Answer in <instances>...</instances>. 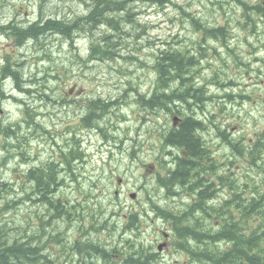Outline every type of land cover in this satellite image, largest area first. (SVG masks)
Segmentation results:
<instances>
[{
  "label": "rangeland",
  "instance_id": "1",
  "mask_svg": "<svg viewBox=\"0 0 264 264\" xmlns=\"http://www.w3.org/2000/svg\"><path fill=\"white\" fill-rule=\"evenodd\" d=\"M134 1L135 0H131L130 4L133 5ZM173 1L176 4L169 3L162 6L157 5V3L138 5V2L144 1L137 0L135 4L139 7L135 8L137 11L136 15H138L136 19L140 23L146 24L145 30H135L133 25L127 23L122 24L124 26V32L121 33L123 38H121L120 41L115 40L116 43L118 42L120 45L116 44L112 47V50H114L116 54L108 58H87L92 37L98 35L97 28L86 31L87 28L85 27L80 32L72 33V38H70V41L67 40L64 42L65 48L60 52L57 48L58 37L55 36L57 34H48L47 36L49 39L48 41H43V48L47 50L49 47L53 56L51 62L35 57V55L39 54L42 56L41 53L35 51L41 46L40 43L33 45V47L29 44L28 47L30 48L26 50V55L28 57L27 61L30 63L32 58H34L38 65L35 68L27 69L26 64H24V67L20 71L22 85L19 86L21 87L19 91L24 94L23 97L21 94L19 96L22 97L21 102H19L20 99L15 103L13 98L0 96V120L5 122H16L21 118L22 110L26 108L27 114L26 116L23 115L25 116L23 119L34 118V121L38 119L39 125L31 129V133H28L29 136L24 137L25 143L27 144L25 149L27 147V152L29 149L30 154L33 156V160L29 162V165L38 164L39 160L47 159L51 155V152H54V155L55 153L59 155V147L62 148V145L68 146L72 142L71 139H75V137L68 136L69 131H71L72 135L82 139L81 144L86 156L81 164L80 162H76L77 165H80V176L74 175V178L71 174H66L64 172V186L67 188L64 189L62 195H57L58 198L67 200L71 207L65 208L63 212L60 213L55 212L54 216L50 217L52 224L48 226L49 230H47V233L49 235H43L42 239L39 241L41 249L43 250L42 253H46L47 255H51L52 253L60 257H68V264H77L76 259L78 254H76V252L80 254L83 249L93 252L94 249L92 246H97L98 250L103 247L115 250L118 248V244L114 237V233L119 230V224L118 219L111 213H108L107 210L118 212L117 217H120L122 220L121 217H125L131 209H136L138 214L126 225L128 227L139 224L142 225V230L139 232L141 236L139 238L141 241L143 240L144 244L148 246L151 245L152 250L157 252L159 259H161L159 264L189 263L185 255L177 253L175 239H170V241H168L169 245L161 251L157 248V245L165 240L162 233L158 231V228H162L164 225L153 217V213L149 212L151 209H149L150 207L146 204V201L149 197L162 207H166V203L171 204L168 200L176 196V193L172 187L171 192H168L165 198L167 201H164L162 196L156 194L152 188L154 185L152 181L155 178L153 172L155 170H160L159 165L161 164L160 156L162 158V152L160 153L158 142L150 140L152 137L148 136L146 132L144 134V131H141L142 133L139 138L146 140L141 144L140 149L134 152V155L138 153V164H135L136 161L134 162L132 160L133 158L130 156L132 146H138V143L135 142L134 139L138 137L136 130L140 127L138 125L139 118L143 115L147 117L146 119L148 120L149 116L153 117L155 114L139 109V105L135 104L133 100L137 97V94L139 95L145 92L154 82L155 75L152 72L153 67L151 64L153 54L156 53L158 49H163L166 43H170V45L185 44L190 47V44L196 40L197 36L201 35L200 32L193 29L188 17L181 18L178 5H182L186 11H190L191 9L198 11L200 14L207 13L206 15H208V17L206 20L209 21V25L212 23H223L224 25H228L229 22V25L233 26L231 27L232 32L239 28L235 19L240 13V6L235 2H231L228 5L223 4L225 0L221 2L220 7L209 2V0ZM13 6L19 8V12L24 13V16H17L13 12ZM59 7H61L62 11L76 9L81 12L84 10L85 4L84 2L73 1V4H61L58 8ZM37 12L38 4L37 2L35 4L33 0H0V20L4 22H8L9 18L13 16L18 19H26L27 17L32 19L37 15ZM223 14H225V16H223ZM226 17H229V21H226ZM102 28L104 27L102 26ZM55 38L57 39L55 40ZM227 41L229 46L234 47L237 56H226L227 47L225 45L212 38L207 39L206 42L215 45L225 61L223 62L218 57H212L210 60L203 59L202 64L204 65V69H202L199 74H196L194 80L197 85L203 84L205 94L214 96L215 101L219 100V105H224L226 108L224 110L216 108L217 103L212 105L207 102V104H205V112L201 114V118L212 119L217 126L226 128L230 134L228 137H236L237 135L239 137L243 135L244 132L246 134V140L250 142L252 139L249 138L254 136V130L260 126H264V68L259 69L260 63H252L253 67L251 68L249 59L253 62L256 55L258 57H264V46H262L263 43L261 42L257 44L254 43L255 46L252 48V52L248 53V43L245 42L240 47L236 48L235 41H232L230 37ZM14 46L15 44L12 38H7L3 33L0 34V65H3L5 56L9 55L12 58V54H17ZM205 51L208 52L207 49H205ZM240 51L245 52L243 56L246 57L245 61L247 62L241 61L239 57V54H241ZM128 55H131L133 58L129 60L125 59L124 57ZM58 59H61L59 62H61L62 66L68 71V77L66 78L63 75L60 87L55 84L52 73V67L55 69H60L61 67L59 65H53ZM237 68L240 70V73L239 71L237 72ZM11 69H13V67ZM214 70L217 71V74H214ZM227 70L232 71V73L234 72L233 77L239 84L229 82L233 80L228 77ZM253 70L254 72H252ZM259 70L263 71L260 76ZM3 75L6 78L3 79L0 76V82L2 81V87H0V89H2L3 92L6 89V95H13L14 92H10V90L14 88L7 83L8 76L5 74ZM42 75L44 78H42ZM30 76H35L38 80L44 81L43 83L49 85L46 86V88L51 87L49 95L52 96V98L49 101L40 97L41 100L45 101V106L39 105L38 100H40V98H36L34 94V84L27 82L28 79L30 80ZM217 80H221L226 84L220 87L218 84L219 81L217 82ZM57 86L65 91L73 88V91L69 96L63 93L59 98L56 89ZM75 86L78 89H75ZM27 89L31 91H27ZM14 91L16 92V89H14ZM46 91L48 93V89ZM147 92L149 93L148 90ZM226 92L232 95L230 97L225 96L224 93ZM237 92H241L247 96L239 99L236 95ZM14 94L17 95L16 93ZM96 96H101L103 99H106L108 103V113L103 116L102 120H99V124H110L113 126L117 120L116 118L119 117L121 113L126 115V120L116 122L117 128H109L106 136L99 128H97V131L93 130V128L80 126L78 120L79 114L83 116L86 110L84 109L85 101L83 98ZM119 98H124L120 100V104L126 102V104L122 105L120 108L110 103V101L116 102ZM228 98H232L235 101L230 102ZM67 101H70V103L65 105ZM89 101L90 98L88 103ZM189 102H191V100ZM21 103H26L27 107H23L24 105L20 107ZM182 105H184V108L187 107L185 104ZM36 106H38L36 110H31V108H35ZM191 107L196 109L195 105ZM180 109H182L181 106ZM197 109L199 108L197 107ZM162 111L163 109L158 111L160 112L161 118H163ZM185 111H188V109ZM209 111H214L216 120L209 114ZM38 112L43 114L36 117V115L39 114ZM113 112L115 114H112ZM197 114H200L199 110H197ZM147 120L145 122L146 130H154L158 127L154 125L149 126ZM159 121L162 122L163 119ZM215 132L216 131L213 130V126L211 125L210 138L219 139L215 136ZM60 139L64 140L61 142L59 141ZM104 139L108 140L104 141ZM115 139L132 140L126 141L123 145H120V149H117L113 145V140ZM201 139L204 138L202 137ZM2 140V136L0 135V162L2 156L6 154L5 150L2 148ZM149 143L154 149L153 153L148 150ZM217 147L218 145L216 144L215 150L220 153V159L225 163L226 174H228L227 167H230L234 174V176H232L233 178L237 177L246 182L249 177L251 178L248 173L253 176L255 173L257 174L260 172V169L257 167L252 166L253 168H251L248 160L242 157L236 158L232 156L230 148L227 145L225 148L219 150ZM11 152L13 151L10 150V153ZM173 152H176L175 148L169 150V153ZM255 160H258V156H256ZM17 162L18 160L15 158L10 161L8 160L5 164H0L1 180L7 181V179L11 177L19 178L18 172H20L25 165L23 163L17 165ZM229 164L231 165L229 166ZM122 167H124V170H121ZM229 177V181L232 183L231 175ZM118 180H120L119 183ZM258 180L259 175H257V181ZM143 185H145V187L141 188ZM171 186V183L169 186L168 184L167 186L162 184V188L165 189ZM78 188H81L79 189L80 191ZM115 189L119 190L118 194L114 193ZM132 192L136 193L135 197L130 196ZM87 193L88 195L84 196ZM93 194H98L100 197H103V202L100 204H102L101 207L103 208L106 206L107 210L102 209V212L99 213L100 204H94L92 200ZM20 195L21 194L15 195L13 198H19ZM80 202L83 204L79 205ZM207 203L208 202H203L194 206L193 211L190 213L191 217L208 209ZM2 204L3 203L0 202V206ZM31 204L38 203L31 202ZM31 204L25 200H21V204H16L15 210H12V213L8 215L9 223L12 224L14 221H18L20 217L25 216L28 219L31 218L30 223L33 227L38 226V228H41L43 224L40 223L38 217H44V213L40 214V209H43V207L38 208L37 206L33 208ZM115 204L118 205L114 208ZM142 206L146 208L147 211L143 209ZM18 207L20 209L17 210ZM75 207L86 215L85 219L80 223L78 221L71 222V212ZM254 210L256 209H251V212H254ZM218 212L226 215V209L222 208V206L219 208ZM38 214L39 216H37ZM59 214L60 216L57 217ZM57 219H61V225H66L68 228L65 227L66 230H63L64 227L56 229L53 223H55ZM98 220H103L105 224L102 226ZM46 228L47 225L45 229ZM210 231L212 235L216 233L211 229ZM94 233L100 235L95 236ZM57 234H59L57 239L60 238L61 242L55 239V235ZM221 240L222 239L218 240V242H222ZM89 241L92 246L89 245ZM192 243V245H195V242ZM212 243L214 242H210V244ZM243 247H247V245ZM221 251H229V249L226 248ZM51 264L57 263L53 262ZM106 264L111 263L107 261Z\"/></svg>",
  "mask_w": 264,
  "mask_h": 264
},
{
  "label": "trees",
  "instance_id": "2",
  "mask_svg": "<svg viewBox=\"0 0 264 264\" xmlns=\"http://www.w3.org/2000/svg\"><path fill=\"white\" fill-rule=\"evenodd\" d=\"M33 1L35 4L36 2L38 4V12L34 18L31 19L30 17H27L26 19H18L13 16L12 18H9L8 22L0 20V32L5 34L7 38L11 37L14 39V49L17 51L16 55L12 54V58L9 55L5 56L4 63L0 70V75L5 74L6 76H8L7 83L12 86L15 85V87L18 88V91L19 89H21V87L19 86L22 85V77L20 71L24 67L23 65L26 64L27 69L35 68L38 65L34 58H32V61H30V63L29 61H27L28 57L26 55V50L30 48L28 47L29 44L33 47V45H37L40 43L41 46L38 47L35 51H37V53H41L42 56L45 57V60H48L49 62L53 60V56L50 52L49 47L47 48V50L43 48V41H48L49 39V37L47 36L48 34L50 35L51 33H59L55 36L58 37L57 48L60 52L63 51L65 48L64 42L67 40L70 41L72 33L80 32L85 27L87 28L86 31H90V29H95L96 27L103 26L106 28V30L108 29V31L111 32L109 35H100L98 41L96 40V43L90 45V53L88 55V58H108L116 54V52L112 50V47H114L116 44L120 45L118 42L116 43L115 40L120 41L119 33L123 31L122 24L127 23L133 25L135 30L140 29L142 31L146 27V24H141L136 19L137 12H135L134 10L135 6L130 4L131 0ZM73 1L84 2V10L81 12H79L80 10L76 9H68L67 11H62L61 7L58 8V6L61 4H73ZM141 1L147 3H160L161 5H163L166 2L169 3L171 0ZM222 1L223 0H209V2L213 3L218 7H220ZM228 1L238 3L240 5L239 9H244L243 11H245L244 15H246V13L250 14V9H253V11L264 15V7H262L259 3L252 4L251 0H227L226 2ZM13 12L17 16H24V13L19 12V8H17L16 6H13ZM183 13L184 14L182 15L189 17V21L193 25L194 29H202L208 35H225L226 28H224L222 25H219L215 28V26L208 25V23L203 21L208 17V15H206L207 13L200 14L198 11H194L191 9L188 12L183 11ZM105 24L109 25V27L105 26ZM203 35L204 34L202 32V35H198L196 40L201 39L200 37L205 38V36ZM232 38L233 37L230 35V39ZM56 39L57 38H55V40ZM42 56H40V54L35 55L36 58ZM127 57L124 58L128 60L133 58L131 55H128ZM193 57V55L187 54V45L185 44H182L181 48H177L176 45L174 46L170 45V43H166L163 49H158L156 53L153 54V60L151 64L156 74L154 78L155 81L152 85L153 93L149 97H147L145 94L140 95L138 99L140 104L149 106L150 110H152L154 106L163 109L162 113H165V117L168 116L170 113H176L177 115L179 114L183 116L181 122L177 127L167 129L164 133H162V135L165 136L164 139H167L168 142H172L175 146H177L178 150L183 149L185 155L183 156L180 151L168 153L171 163H167V165L165 163H161L162 168L168 169V172L164 176L156 175L155 178L158 179L161 186L165 182V185H170V183L172 184L171 187L165 189L167 194L168 192H171L172 187L179 188L181 187V185H183L181 188L184 190V194L186 195V197L184 198V200H182L184 205L179 206L180 210L182 211H180L178 217H187V221H189L191 217L190 213L193 211L194 206L206 202L207 198L216 195V188L214 187L212 179L214 178L215 181L216 178H219L220 180L222 179V177H218L217 175V167H215L211 162L213 160L214 164L217 166L220 162L218 157H214L213 148L211 147L208 154V149L201 139L203 133L198 132L199 130L203 129V123L200 119H202L201 114H204L206 108V102H204V98L208 97L207 102L211 103L212 105H214V103H217L216 108H220L223 110L225 109L223 105H219V100L215 101L214 96H206L202 86L198 87L195 85V82L192 79L193 77L190 75L189 72L190 68L194 65ZM59 60L61 59H58L57 62H55L53 65L61 66L60 69H55L54 67H52V73L55 79V84L60 87L61 79H63L62 77L64 75L67 78L68 71L67 69H65V67L62 66ZM241 61L243 62L242 59ZM12 67L13 69H11ZM230 72L232 73V71L227 70L228 77L232 76ZM33 77L30 76V80L28 79L27 82H31L34 84L33 90L36 98L42 97L49 101L52 98V96L49 95L51 87L46 88V86H49L48 84L43 83L44 81L42 82L38 80L35 76ZM42 78H44L43 75ZM233 82L235 83L234 80ZM58 86L56 87L58 91V97L61 96L63 93H65L66 95L69 94V89L65 91L64 89H61ZM195 88L197 89L192 91V89ZM47 89L48 93L46 91ZM75 89L78 88H76L75 86ZM29 90L30 89H27V91ZM20 94L22 97L24 96V94L19 91L18 95ZM225 95L230 97L231 94L226 92ZM0 96L5 97V94L2 89H0ZM89 98L90 97L83 98V100L85 101L84 109L86 110L82 118L79 120L83 127H85V125L88 123L87 120H89L90 118V116H88L89 112V115H93L97 112L98 118L101 116V114L108 113V103L101 99H97L98 101H94L89 105ZM21 99L19 102H21ZM228 99V101L230 102L235 101L232 98ZM190 100L191 102H189ZM38 101L40 106H45V101L41 100V98ZM175 102L186 104L189 107L194 104L196 109L191 107L190 110L193 114H185L187 113L185 110L189 107L184 108L183 105V108L180 109V107L178 106L179 104L176 107H171V105L173 103L175 104ZM69 103L70 101H67L65 105H68ZM21 106L27 107L26 103H21L20 107ZM89 107L92 108L91 111ZM197 107L199 109H197ZM36 108H38V106H36ZM87 108L89 109V111L87 110ZM94 109L96 110L94 111ZM25 110H22V117L19 121L5 122L0 120V135L3 139L2 148L6 152V154L1 158L0 164H5L8 160L10 161L11 159L17 158V165H19L20 163H23L25 165V168L21 169V171L18 172L19 178L11 177L7 179V181H4L1 180L0 177V202L3 203L0 206V264H51V260L47 258L45 253H42L39 241L42 239L43 235H49L47 233V230H49L48 226L52 224L50 217L54 216L55 212L60 213L63 212L65 208L71 207L67 200L57 197V195L59 194L62 195V192L65 189V183H63L65 179L62 178L63 173L59 168H62V171L70 170L71 173L70 167H72L74 163L73 160L75 158H82L84 149H80L79 143L76 140V136H72L71 132H69L68 135L70 137H75V139H71L72 142L68 146H64V148L60 147L61 154L58 155L57 153H55L54 156L49 157L50 160L47 159L48 162L46 161L42 167L40 165H42L43 163L39 164L38 167H29L28 165L30 160V151L28 149L27 152V147L25 149V146H27V144L25 143L24 137L29 136L28 133H31V129L36 128L38 126V119H36V121H34V118L23 119V117H25L27 114V108ZM197 110H199L200 112V114L198 115L200 119L194 114L197 113ZM112 114L115 113L113 112ZM209 114L212 115V117L215 119L216 115L214 111H209ZM121 115L124 114L121 113L120 116ZM171 122L172 120H170L169 123ZM213 130L217 132V137L219 135L222 139H229L227 143L225 142V144L229 148L230 146L232 148H236V152L239 154H232V156H235L236 158H244L246 155H248L251 156V159H255L256 149L258 151V146L261 143L260 137L263 136L262 138L264 139L263 127L259 129L256 128L254 130V136L249 138L252 139V141L250 142L246 140V134L244 132L243 137L232 138L228 137V135L230 134L225 128H221L215 125L213 127ZM232 139L241 140L234 141ZM238 143L242 145V150L240 149ZM10 150H12L13 152L10 153ZM54 157H56L55 161L53 160ZM255 162L256 160L253 161V163ZM261 167L263 168L261 174H263L264 163H262ZM191 172L192 177L190 176ZM228 174L225 173L224 176V185L230 193L229 196L224 198L222 204V208L226 209L225 216L229 218H233L235 216L238 219V217L240 216H249L251 214V209H256L254 210V212H256L259 218H256L253 221L255 222L254 224L256 225V228L252 231V234L257 235V243L261 246L260 248L264 249V203H261L264 200V193H261V191L257 189V197H250L249 192H251V190L253 192V189L249 187L251 185V178L249 177V179L245 182L247 185H249L244 187L245 195H247V197H245V195L241 192H238L234 188L233 183L229 181V176H234L230 167L228 170ZM248 175H250L251 177L255 176H252L250 173H248ZM188 180H190V182H188ZM185 183L187 186H184ZM175 193L178 194L176 190ZM18 194H21L19 198H13L15 197V195L17 196ZM102 199L103 197L99 196L92 200L95 202V205H99L100 203H102ZM21 200H25L26 202L30 203H38L33 205L38 206V208L43 207V209H40V214L44 213V217L39 216V214L37 215L39 216L38 220L41 224H43L41 228H38V226L33 227V225L30 223L31 218L28 219L25 216L20 217L18 221H14L12 224L9 223L8 215L12 213V210H15L17 206L16 204H21ZM80 204L83 203L80 202L79 205ZM101 205L102 204H100L99 206V213L102 212L101 209L103 207H101ZM150 205L159 216L165 218L176 217V212H173V209L170 205L162 207L161 205L155 204L154 202L150 203ZM207 206L208 209H204L205 211H202L200 214L192 216L194 219L188 223L189 226L187 225L185 227V234H188V231L190 232L192 230L191 235L186 236V240H190V238H193L194 240H196V247L200 246L197 247L195 251H199L198 249L201 247H206L204 248L202 253L199 251L200 253H195L193 254V256L198 260L203 261L205 264H261L259 261H256L254 263L253 260L250 259L249 250L247 248H239V246L242 245L233 241L234 235L230 232L226 234L225 238L226 240L233 242L231 243L232 247L229 249V252L226 253L227 255L225 260H220V258H222V255L219 256L221 252H219V247L214 243H212L215 248L214 252L211 251L213 249L209 242L210 240L202 239L204 235L203 230H206V234L208 236L212 235L210 229L216 233H219V228L216 225H219L222 220L216 219L215 225L214 223L209 222L208 216H214L217 218L222 214L218 212L221 206L212 203H207ZM18 209L20 208L18 207L17 210ZM136 214H138V211L136 210L133 212L129 211L125 217L123 216L121 218L125 222H128L130 220H133ZM58 216H60V214L57 215V217ZM238 221L240 225L247 226L246 230H244V228L242 230L243 233H246L248 234L247 236H249L246 237V239H249L251 235V223H245L246 221L243 219H240ZM191 223L194 225L193 227ZM227 223L232 222L228 221ZM53 224L56 229H61V227H63V225H61V219H57ZM46 225L47 228L45 229ZM194 228H197L200 231H198L197 229L195 230ZM55 236V239H57L59 234ZM57 240L61 242L60 238H58ZM89 243V245L92 246L90 241ZM92 247L94 249L93 252H96L98 250L97 246ZM137 247L138 245H136L135 250L137 260H133L136 264L139 263L138 260L140 259L144 261L147 260L146 254H143L141 251L138 252L140 249H142V247H140V249H138ZM208 247H211L210 249H208L211 252L208 254H204V251L205 253H207ZM76 254L79 255V253L77 252Z\"/></svg>",
  "mask_w": 264,
  "mask_h": 264
},
{
  "label": "bare ground",
  "instance_id": "3",
  "mask_svg": "<svg viewBox=\"0 0 264 264\" xmlns=\"http://www.w3.org/2000/svg\"><path fill=\"white\" fill-rule=\"evenodd\" d=\"M137 0H135L134 1V6H135V8L136 7H139V6H137L135 3H137L136 2ZM227 0H225V2H224V4H226V5H228L229 3H231V2H233V1H228V2H226ZM170 4L171 3H174V4H176L173 0H171L170 2H169ZM169 3H165V4H169ZM236 3V2H235ZM138 5H149L150 3H147V2H138L137 3ZM154 4H156V3H154ZM165 4H163V5H165ZM238 4V3H237ZM157 5H161L160 3H157ZM162 5V6H163ZM239 5V4H238ZM240 6V5H239ZM135 8H134V10H135ZM178 8H179V15H181V18H184V17H187V16H185V15H182V14H184L183 13V11H186L185 9H184V7L182 6V5H178ZM219 10V9H218ZM135 12H137L136 10H135ZM186 12H188V11H186ZM249 13H251V9H250V11H249ZM58 15V14H57ZM138 15H136V17H137ZM223 16H225V14H223ZM229 17H226V21H229V19H228ZM188 19H189V17H188ZM204 22H206V23H208L209 21L208 20H203ZM191 23V22H190ZM141 24H144V23H141ZM209 25V24H208ZM219 25H222L224 28H226V32H225V35L224 36H222V34H217L216 36H214V35H208V34H206L202 29H194V27H193V29L195 30V31H197V32H200V34L202 35V32H203V36H205V38H206V40L207 39H214V40H217V41H220L223 45H225L226 47H227V49H226V56H231V55H233V56H237V54L235 53V51H234V47H231V46H229L228 45V41L227 40H229V37H230V32H232V28L231 27H233V26H230L229 25V22H228V25H224L223 23H212L211 24V26H215V28L217 27V26H219ZM105 26H108L109 27V25H106L105 24ZM193 26V25H192ZM236 27H238V26H236ZM97 28V32H98V35L96 36H93L92 37V41L90 42V44H94V43H96V40L98 41V38H99V36L100 35H104V34H107V35H109L110 34V32L108 31V29L106 30V28L104 27V28H102V27H96ZM123 28H124V26H123ZM91 30V29H90ZM111 30V29H110ZM123 30V29H122ZM145 30V29H144ZM124 32V30L122 31V32H120L119 34H120V39L121 38H123V36H121L122 34L121 33H123ZM224 32V31H223ZM0 34H2V33H0ZM56 34H59L58 32L56 33ZM72 38V37H71ZM93 39H94V41H93ZM246 43H248V45H249V41H247ZM89 44V45H90ZM203 44V45H202ZM175 46V45H174ZM182 45L181 44H179V45H176V47H181ZM205 49H207L208 50V52L207 51H205ZM89 53H90V50H89V52H88V55H89ZM187 54L188 55H193V56H197V58H198V60H196V61H193V63H194V65L190 68V70H189V72H190V75L193 77L192 79H193V81L195 80V77H196V74H199L200 72H201V70L202 69H204V65L202 64V60L203 59H206V60H210L212 57L213 58H216V57H218L219 59H221L223 62L225 61L224 60V58H223V56L222 55H220V53H219V51L217 50V48H216V46L215 45H211L209 42H205V44L204 43H202V42H197V43H194V42H192L191 44H190V47H188L187 46ZM88 55H87V58H88ZM38 58H42V59H44L45 57H38ZM194 58V57H193ZM41 59V60H42ZM209 63V62H208ZM197 65V66H196ZM1 67H2V65H0V70H1ZM152 72H153V74L154 75H156L155 74V71L154 70H152ZM151 72V73H152ZM214 72V74H217V71L216 70H214L213 71ZM1 76V78H6L3 74L2 75H0ZM155 81V80H154ZM219 80H217V82H218ZM2 82V81H1ZM0 82V87H2V83ZM229 82H233V81H229ZM228 82V83H229ZM154 83V82H153ZM153 83H152V85H153ZM219 86L221 87V86H223V85H225L226 83L225 82H223V81H219ZM152 85L147 89L148 91H149V93L147 92V93H145V92H142V93H140V95H146L147 97H149L151 94H152V92H153V88H152ZM195 85L196 86H198V87H201L202 86V88H203V90L205 91V89H204V86H203V84L202 85H197V83H195ZM14 89H16V92L14 91V89H12V90H10V92L12 91V92H14V93H16L17 95H15L14 93H13V95L12 94H7L6 95V90L4 91V94H5V97H10V98H13V100L15 101V103L19 100V99H21L22 97H19L20 95H18V93H19V91H18V89L15 87V86H12ZM4 88V87H3ZM195 89H197V88H195ZM151 92V93H150ZM229 93V92H228ZM225 94V93H224ZM231 94V93H230ZM140 95H137V97H135V99L136 98H138ZM206 96H207V94H205ZM232 95V94H231ZM230 95V96H231ZM236 95L238 96V98L240 99L241 97H245V96H247V95H245V94H242L241 92H237L236 93ZM209 96V95H208ZM226 96V95H225ZM18 98V99H17ZM207 98V100H208V97H206ZM97 99H101V100H103V101H105L106 103H107V101H106V99H103L101 96H96V97H90V101H89V105H90V103H92V102H94V101H98ZM121 99H124V98H119L116 102H113V101H110V103L111 104H113V106H115V107H118L117 106V104H120L119 102H120V100ZM134 101V103L135 104H140L139 103V101H138V99L137 100H133ZM175 103H180V102H175ZM123 104L125 105L126 104V102H123ZM178 105V104H177ZM176 104H172L171 105V107H176L177 106ZM186 105V104H185ZM192 105H194V104H192ZM191 105V106H192ZM179 107L181 106L182 108H183V105L180 103L179 105H178ZM187 106V105H186ZM191 106L189 107V106H187V107H189L188 109V111H186L187 113H185V114H193L192 112H191ZM118 108H120V106L118 107ZM32 110H36V107L34 108H31ZM89 109H90V111L92 110V108L91 107H89ZM89 109L87 108V110L89 111ZM96 109H94V111H95ZM142 110V109H141ZM39 114L38 115H36V117L37 116H40L41 114H43V113H41V112H38ZM98 113L96 112L95 113V115H96V117H94V119H96V120H98V119H100L101 117H99L98 118V115H97ZM195 114V116H197L198 118H199V116H198V114L197 113H194ZM104 115H106V113H104ZM21 117H22V115H21ZM182 115H177V117H176V119H175V121L174 122H171V123H169V122H163L161 125H159L155 130H156V139H164V137L165 136H163L162 135V133H164L167 129H170V128H172V127H177L178 125H179V123L181 122V120H182ZM21 119V118H20ZM19 119V120H20ZM117 120H116V122H120V121H122V120H126V115H121L120 117H117L116 118ZM200 119V118H199ZM18 120V121H19ZM146 120L147 119H145V122H146ZM200 120H202V123H203V121H204V123L207 125V130H208V133H206L203 129L202 130H199L198 132H200V133H203V135H202V137H206L207 139H211V141H210V147L211 148H213V149H215V146H216V144H217V140L216 139H213V138H210V129H211V125L214 127L215 125H217L216 123H214L213 121H212V119L211 120H209V118H202V119H200ZM116 122H115V124L113 125V126H109L108 127V125H105L107 128H106V132L108 131V129L109 128H116L117 127V124H116ZM141 122H144V120H143V115L139 118V123H141ZM38 125H39V122H38ZM120 125V124H119ZM100 126V124L98 125V127ZM169 126V127H168ZM12 127V126H11ZM33 128V127H32ZM28 129V128H27ZM226 129V128H225ZM152 131L153 130H151V134H152ZM30 132V131H29ZM215 136L217 137V132H215ZM218 137H219V139H221L222 140V143H221V146H220V149H222V148H225L226 147V144H225V142L227 143V141L229 140V139H222L219 135H218ZM217 137V138H218ZM241 137H243V135H240L239 137H238V135L235 137V136H233L232 138H241ZM263 137V136H262ZM262 137H260L261 139H263ZM19 139V138H18ZM155 139V138H154ZM232 140H234V141H236V140H241V139H232ZM17 144V143H16ZM239 144V143H238ZM167 146H169V144H165L164 142H162L161 143V149H160V153L162 152V158H161V156H160V162L161 163H166L165 162V158L168 156L166 153H165V148L167 147ZM213 146V147H212ZM239 147H240V149L242 150L243 149V147H242V145H240L239 144ZM218 148V147H217ZM235 149V150H234ZM258 150H259V147H258ZM230 151H231V153L233 154V155H235V154H239V153H237L236 152V148H232L231 146H230ZM59 154H61V148L59 147ZM85 152V151H84ZM261 153H263L262 151H261ZM260 153V154H261ZM21 154V153H20ZM17 155V154H16ZM51 156H54V152H51V155L49 156V157H51ZM130 156L133 158L132 160L135 162V164H138V162H139V160L137 159V157H134L132 154H130ZM236 156H238V155H236ZM257 156H258V153H257ZM49 157L47 158L48 160H50L49 159ZM259 158H260V155L258 156V163L260 164V165H262V162L259 160ZM47 159H43V160H39L38 162V164H33V165H28L29 167H38L39 166V164H42V165H40L41 167L44 165V163L47 161L48 162V160ZM256 159V158H255ZM31 160H33V156L30 154V160H29V162L31 161ZM54 161L56 160V157H54V159H53ZM85 159H83V158H75L73 161H74V166H72V167H70L71 168V173H70V170H65V171H62V168H59V169H61V172L63 173V177L62 178H64L65 179V175H64V172L66 173V174H71V176L72 177H74L73 176V173H74V175H79L80 176V171H79V169L80 168H78L76 165V162H80V164L84 161ZM52 161V160H51ZM212 163H213V165L215 166V167H218V165L216 166L215 164H214V162H213V160L211 161ZM220 162H223L221 159H220ZM53 163V162H52ZM225 164V163H224ZM231 164H229V166H230ZM224 167H225V165H223ZM159 167H160V170L162 171V173H161V176H164L168 171H167V169H163L162 168V166H161V164L159 165ZM25 168V167H24ZM218 170V169H217ZM227 170H229V167H227ZM225 173H226V169H225ZM196 176V175H195ZM232 177V176H231ZM253 177H256L257 178V176H253ZM75 178V177H74ZM259 180H260V176H259ZM254 181V179H252V177H251V185L249 186V185H247L244 181H242L241 179H238L237 177H235V178H233L232 177V183H233V186H234V188L239 192L240 190H243V187H245V186H249V187H251L252 189L254 188V184L255 183H257L258 185L260 184V181ZM17 181V180H16ZM163 181H165V180H163ZM22 182V181H21ZM64 182H65V180H64ZM63 182V183H64ZM153 182V190L156 192V194H158L159 196H162V199L165 201L166 199V197H167V193H166V190H165V188H162V186L160 185V183H159V181H158V179L157 178H154V180L152 181ZM162 182V181H161ZM25 183V182H24ZM166 183V182H165ZM165 183H164V185H165ZM262 183L264 184V180L262 181ZM23 184V183H22ZM16 185V184H15ZM19 185V184H18ZM149 185V184H148ZM165 186H167V185H165ZM169 186V185H168ZM181 186H183V185H181ZM184 186H186V183L184 184ZM240 186H241V188H240ZM145 187V185H143V186H141V188H144ZM65 188H67V187H65ZM180 188V189H179ZM178 189L180 190V192H178V194H176V196H173L170 200H168V202L170 201L171 202V204H168V203H166L167 205H170L171 207H172V209H173V212H176V214H175V216L177 217L179 214H180V211H182V210H180V208H179V206H181V205H184L183 204V202H181L180 200H181V198L184 200V198L186 197V195L184 194L185 192H184V190L181 188V187H179ZM229 188V187H228ZM79 189V188H78ZM174 189L176 190L177 189V187H174ZM260 191H261V193H264V190H261L260 188H258ZM225 190H226V192L228 193L227 195H226V197L227 196H229V191L227 190V188H226V186H225ZM64 191V190H63ZM35 192V191H34ZM89 193H90V191H89ZM180 193V194H179ZM33 194V193H32ZM28 195V194H27ZM88 195V193L87 194H85L84 196H87ZM31 196V195H30ZM28 197V196H27ZM167 201V200H166ZM264 201V200H263ZM117 202V201H116ZM152 202H154L155 204H158V205H160L159 203H156L153 199H151V198H149L148 197V199H147V204L149 205V209H151V211H149V212H151V213H153V217H155V219L156 218H162L163 219V225H164V227H162V230H158L160 233L161 232H164V233H169L174 239H175V242H176V244H175V247H176V251H177V253L178 254H183V255H185L186 256V258L189 260V263L188 264H203V261H200V260H198L197 258H195L194 256H193V254H198V253H202V251L204 250V248H206V247H201V248H199L198 250L200 251H195L196 250V248L197 247H200V246H197L196 247V243H195V245H192V244H190V243H192V242H196V240H194L193 238L191 239L190 238V240H186V236H190L191 235V231L189 232L188 231V234H185V227H182V226H187L188 225V222H185V221H182V222H177V223H173V220H170V218L168 217V218H165V217H162V216H159L155 211H154V209L152 208V206L150 205V203H152ZM31 204V203H30ZM31 205H34V204H31ZM116 205L117 204H115L114 205V208L116 207ZM35 207H37V206H33V208H35ZM143 207V206H142ZM102 209H105V210H107V207L105 206L104 208H102ZM143 209H146V208H144L143 207ZM142 209V210H143ZM136 210V209H135ZM135 210H130V212H132V211H135ZM146 211H147V209H146ZM107 212L108 213H111V212H114L112 215H114V217H116L117 219H118V212H115L114 210H110V211H108L107 210ZM33 213V212H32ZM72 220H71V222H75V221H78L79 223L80 222H82L83 221V219H85V214H83V212H81L77 207H75L73 210H72ZM148 213V212H147ZM149 214V213H148ZM129 220V219H128ZM165 221V222H164ZM201 221V220H200ZM130 222V221H129ZM199 222V221H198ZM126 223H128V222H126ZM200 223V222H199ZM120 225L122 224V223H119ZM192 224V223H191ZM190 224V225H191ZM205 224V223H204ZM172 225H176V226H178V227H174L173 229L171 228V226ZM207 225V224H206ZM230 225V224H229ZM127 226V225H126ZM135 227H140V226H142V225H134ZM189 226V225H188ZM194 225L192 224V227H193ZM201 226V225H200ZM208 226V225H207ZM206 226V227H207ZM64 227V229L63 230H66V228H68V226H63ZM66 227V228H65ZM128 227V226H127ZM149 227V226H148ZM191 227V226H190ZM233 227V226H232ZM201 228V227H200ZM208 228V227H207ZM226 228H228V227H226ZM146 229H147V227H146ZM195 230L197 229V228H194ZM190 230V229H189ZM198 231H200L199 229H197ZM186 231H187V229H186ZM204 231V230H203ZM202 231V232H203ZM224 232V231H223ZM146 234V233H145ZM204 235H203V238L202 239H204L205 238V235H206V231H204V233H203ZM211 234V233H210ZM222 234V233H221ZM65 235V234H64ZM96 236L98 235V234H95ZM100 235V234H99ZM224 235V234H223ZM194 236V235H193ZM195 237V236H194ZM222 237H221V235H220V233H214L213 235H211V236H208V239L210 240L209 242H215L216 240V242H218V240H220ZM187 239H188V237H187ZM123 240H124V243L126 244L125 246H124V248L122 249V250H124V249H127V248H131L132 247V243H134L133 244V246H134V249L136 250V245H138V249H140V247H142V249H140L139 251H138V249H137V251L138 252H142L143 254H146V257H147V260L146 261H144L143 263H138V264H159V262L161 261V259H159V256H156L157 255V252H155V250H152V246L150 245V246H148V245H146V244H144V242H143V240L142 241H138V240H134V238H131V237H125V238H123ZM48 241V240H47ZM49 241H50V239H49ZM160 241V240H159ZM191 245V246H190ZM144 246V247H143ZM122 248V246H120L119 247V249H121ZM154 248V247H153ZM211 248V247H210ZM209 247L207 248V250L208 249H210ZM213 249V248H212ZM41 251H43L42 249H41ZM212 251V250H211ZM211 251H209V253L211 252ZM219 252H221L220 254H219V256L220 255H222L221 257L222 258H220V260L221 259H223V260H225V258H226V253L227 252H229V251H219ZM248 253V252H247ZM46 254V253H45ZM204 254H207V253H205V251H204ZM41 255V254H40ZM224 255V256H223ZM46 256H47V258L48 259H50L51 260V263H53V262H56L57 264H68V257H60V256H58L57 254H55V255H53L52 253H51V255H47L46 254ZM45 257V256H44ZM146 257H145V259H146ZM46 258V259H47ZM41 259V258H40ZM44 261V260H43ZM42 262V261H41ZM139 262V261H138ZM129 264H136V263H133V262H130ZM207 264H209V263H207Z\"/></svg>",
  "mask_w": 264,
  "mask_h": 264
},
{
  "label": "flooded vegetation",
  "instance_id": "4",
  "mask_svg": "<svg viewBox=\"0 0 264 264\" xmlns=\"http://www.w3.org/2000/svg\"><path fill=\"white\" fill-rule=\"evenodd\" d=\"M260 3H264V0H260ZM252 11H253V9H251V12ZM261 16H264V15L261 14ZM250 18H251L250 24H248V19L247 18L240 19L239 24H238L239 25V28H237L235 30V34H234L235 41L239 45V47L243 43L249 41V52L248 53H251L252 52L251 50H253L252 48L255 46L254 43L257 44L258 42H261V43H263L262 45H264V28H262V26H264V19H263V17H260L258 15H254L253 14ZM193 42L194 43L202 42V43L205 44L206 38L201 37V39L195 40ZM196 60H198V58H197V56L196 57L194 56V60L193 61H196ZM263 61H264L263 56L258 57L256 55V57L254 58L255 64L256 63L262 64ZM252 67H253V65L251 63V68ZM260 68H261V66L259 67V69ZM252 72H254V70ZM261 72L263 73V71H260L259 70V73H260L259 76L261 75ZM194 90H196V89H192V91H194ZM139 97L136 98V99L134 98V100L139 99ZM204 102H206L205 104H207V98L206 97L204 98ZM175 104L177 105V104H180V103H175ZM122 105H124V104H117L118 107L119 106L121 107ZM149 108L150 107L147 106V105L139 104V109H142L144 111H149L151 113H155V112H158V111L161 110L160 108L155 107V106L153 107L152 110H150ZM89 114H90V112H89ZM89 114H88V116H90V118H89V120H87L88 123L85 125V128H93V130H97V128H99L100 131L106 136L107 135V132L105 130H106L107 127L105 126V124H102V125L100 124V126L98 127L99 120L100 119L102 120V118L104 116V113L101 114V116H100L101 118L98 119V120L94 119V117H96L95 114H93V115L92 114L89 115ZM81 116H82V114H79V118H81ZM146 118L147 117L143 116L144 122L138 123V125L140 126L136 130V133H137V136L138 137L134 139V141L138 143V146L133 145L132 146V150L130 151V154H132L134 157H137L138 156V153H136L134 155V152L136 150H139L140 147H141V144L146 140V139H140L139 138V136H141V133H142L141 131H144V134L146 132V134L148 136L152 137L150 140H153V141H157L158 142L159 150L161 149V143L162 142H164L165 144H169V146H167L165 148V153L167 155H168L169 150L171 148H175L176 151H180L181 154H183V156L185 155V152H184L183 149H179L178 150L177 149L178 147L175 146L172 142L171 143L168 142L167 139H156V130L155 129L152 131V134H151V130L150 129L146 130L145 129V119ZM160 118H161L160 117V113L154 114L153 117H151V116L148 117L147 123L148 122H153V125L155 127H157V126L161 125V123H159V119ZM108 125L110 127L112 126L110 124H108ZM149 126H151V125H149ZM202 127H203V130L206 133H208L207 125L204 123V121H203ZM203 138L204 139H202V141L204 142L205 146L207 147L208 154H209L210 141H211V139H207L206 137H203ZM76 140L79 141V142L80 141L82 142V139H76ZM107 140L108 139H104V141H107ZM130 140H132V139H115V140H113V145L115 146V148L120 149L121 148L120 145H123L126 141H130ZM216 140H217V145H218V148L217 149L219 150L220 149V146H221V143H222V140L221 139H216ZM59 141L62 142V139H60ZM260 141H261V143L258 146L259 147V150L257 151V149H256L255 158H256L257 153H258V156L260 155V161L262 163H264V139H260ZM62 147L64 148L63 145H62ZM148 150L152 151V153L154 152V149H153V147H152V145L150 143L148 144ZM261 151L263 153H261ZM213 155H214V157H218V159L220 161L221 155L215 149H213ZM251 160H252L251 161L252 162V166L257 167L258 169H260V172H262L263 171V168L261 167L262 165H260L257 162L258 160H256L255 163H253V161L255 160L254 158H252ZM165 162H166L165 163L166 165H167V163L168 164L171 163V161L169 159V155L165 158ZM74 164L75 163H73L72 166H74ZM223 165H225L224 162H219L218 163V167H217L218 173H217V175H218V177H222V179L220 180L219 178L218 179L216 178V181H215L214 178L212 179L213 180L214 187L216 188V195L213 196V197L207 198V201L206 202H208V204L209 203H212V204H216V205L222 206L223 201H224V198H226V195L227 194H226L225 185H224L225 167ZM76 166L78 168H80V165H76ZM121 170H124V167H122ZM158 173H162V172L161 171H158ZM190 176L192 177V172L190 173ZM259 176H260V180H259L260 181V184L259 185L257 183L254 184L253 192H252V190H251V192L248 191L249 194H250V197L251 196H256L257 197L256 190L258 188H260L261 190H264V184L262 183V181L264 180V173L261 174V175H259ZM208 179H209V177H208ZM252 179H254L255 182L257 181V178L256 177H252ZM188 182H190V180H188ZM118 183H119V181H118ZM96 187H98V186H96ZM240 188H241V186H240ZM176 191L177 192H180V190L178 188L176 189ZM118 192H119L118 189H115L114 190V193L115 194H118ZM239 192H241L242 194L245 195L244 187H243V192H242V190H240ZM96 197H99V195L98 194L97 195H95V194L92 195V199H94ZM245 197H247V195H245ZM182 200L183 199H181L180 201L182 202ZM261 203H264V201H262ZM101 210H100V212H101ZM113 213L114 212H111V214H113ZM256 218H259V216L256 214V212H251V214L249 216H245V217L244 216H240V217H238V219L235 216L233 218H229V217L225 216L224 214L220 215L217 218L214 217V216H208L209 222L214 223L215 225H216V222H215L216 219H221L222 220V222L219 225H216L219 228V233H220V235L222 237L221 238L222 239L221 240L222 242H214V244L219 247L218 250L221 251V250H224L226 248L230 249L232 247L231 243L233 241H235V242L239 243L240 245H242V246H239L240 249L247 248L249 250V257H250V259L253 260L254 263L256 261H259L261 264H264V258H263L264 257V249L263 248H260L261 246L257 243V240H256L257 239V235L256 234H252V231L256 228V225L254 224L255 222H253ZM156 219L158 221H160V222H163V219L162 218H156ZM193 219L194 218L190 217L189 221H187V217H178V216L177 217H174V218H170V220H173V223L182 222V221H185V222H188L189 223ZM240 219L245 220L246 221L245 223H248V224L251 223L250 224V234L251 235H250V238L249 239H246V237H249V236H247L248 234L243 233V230H242L243 228H244V230H246V227L247 226L240 225V223L238 221ZM98 221H100V224L102 226L105 224V222L103 220H98ZM228 221H231L232 223H227ZM119 223H122V224L120 225ZM128 223H129V221H128ZM118 224H119V230L114 233V237H115V239L117 241V244H118V248L117 249L110 250L107 247H103V248L97 250L96 252H92L90 250L83 249L80 252V254L78 255V257L76 259V263L77 264H82V263L83 264H106L107 261H109L111 264H129L130 262L135 263V261L137 259H136V251H135V249L133 247V244L134 243H132V247L131 248H127V249L122 250L124 248V246L126 245L124 243L123 238H125V237H131V238H134V240L141 241V239L139 238L141 236V234L139 233L142 230L141 229V226L140 227H135V226H129V227H127L126 226L127 223L124 220H121L120 217L118 218ZM174 227H178V226H176V225L175 226L174 225L171 226L172 229ZM182 227H186V226H182ZM226 227H228V228H226ZM158 230H162V228H158ZM228 232L233 233V235H234V240L233 241L226 240L225 237H226V234ZM161 233H162L163 236H168L164 232H161ZM95 234H98V233H94V235ZM204 239H206V240L208 239V235L207 234L205 235V238ZM168 241H170V240L167 239V238H165V240L163 241V244L166 245V246L169 245ZM190 244H193V243H190ZM244 245H247V247H243ZM120 246H122L121 249H119ZM211 247L213 248L212 252H214V249L215 248H214L213 244H211ZM208 253H209V250H207V254ZM156 256H158V254ZM133 260H135V261H133ZM138 261H139V263H143L144 262V260H141V259L138 260ZM203 264H205V263L203 262Z\"/></svg>",
  "mask_w": 264,
  "mask_h": 264
},
{
  "label": "water",
  "instance_id": "5",
  "mask_svg": "<svg viewBox=\"0 0 264 264\" xmlns=\"http://www.w3.org/2000/svg\"><path fill=\"white\" fill-rule=\"evenodd\" d=\"M159 248H161V245H159Z\"/></svg>",
  "mask_w": 264,
  "mask_h": 264
}]
</instances>
